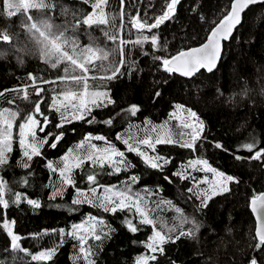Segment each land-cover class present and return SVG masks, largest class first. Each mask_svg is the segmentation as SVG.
<instances>
[{
	"label": "trees",
	"instance_id": "1",
	"mask_svg": "<svg viewBox=\"0 0 264 264\" xmlns=\"http://www.w3.org/2000/svg\"><path fill=\"white\" fill-rule=\"evenodd\" d=\"M230 1L181 0L175 16L159 29L138 30L131 26L133 18L154 23L170 0H105L101 11L107 23L92 25L83 24L92 9V0H45L48 8L32 9L22 15H13L9 8L23 7L28 0L16 5L5 0L4 7L0 0V35L11 37L9 41H0V109L9 107L17 111L16 127L26 122L29 115L42 121L41 116H47L49 123L45 126L43 122L45 131L40 136L48 134L45 140L50 142L61 131L65 133L56 149L46 144L41 149L42 156L30 161L24 156L17 133L11 139L12 151L6 153L7 163L0 165L3 181L0 194L10 204L4 220H11V231L18 235L19 247H11L10 237L0 220V264H87L78 241L66 237L61 242L59 230L69 231L73 224L88 220L90 215L106 222L96 234L102 237L107 234L101 242L86 237L85 248L95 253L94 264H136L137 257L152 255L146 244L154 228L175 242L163 245L164 254L157 253V260L149 264H250L253 258L264 264V248L255 249L259 241L254 235L249 208L250 198L264 190V163L251 160L247 150L236 151L252 142L253 137L258 147L264 148V3L250 6L244 12L234 34L223 42L222 56L211 73L200 69L191 78L168 74L154 59L156 56L168 58L179 50L200 44L209 29L228 11ZM28 16L33 20L28 21ZM44 19L59 26L80 48L104 49L109 53L104 64H110L113 69L120 67L124 73L103 83L99 78L110 72L89 73L98 78L97 82L89 80V83L105 88L114 101L106 109L93 110L96 122L91 125L86 118L62 129L56 127L59 113L51 108L53 96L62 90L77 88L60 82L59 78L65 75L64 63L52 68L51 63L40 58L26 24ZM114 34L118 38L116 42L110 40ZM152 35L158 38L157 48L150 43ZM143 36H148L149 41L134 45ZM121 40L127 43L120 44ZM113 49L118 50L113 52ZM121 59L125 61L123 65ZM30 74L37 77L35 85ZM36 86L43 89L39 96ZM156 92L162 93L159 98H155ZM38 103L39 113L35 111ZM133 104L139 108L134 117L126 113ZM188 109L203 121V136L208 141H198L195 151L179 146L180 142L189 140L192 130L183 127L177 112L187 116ZM108 119L113 120L111 125L104 123ZM153 122L158 124L159 136H170L175 141L171 145H156L155 152L146 145L141 146L148 155H159L170 161L163 170L144 165L134 153H127L126 159L136 167L120 173H114L107 163L93 164L86 159L81 168L73 169L76 184L69 187L58 184L57 173L47 168V163L59 157L71 140L89 132L100 134L119 151L127 152L117 136L134 126L140 129L143 124L148 126ZM217 142L231 150L232 155L211 146ZM234 155L242 159L236 160ZM198 158L207 159L212 167L239 181L231 182L228 193L213 197L206 206H201L200 200L188 191L189 188L197 191L199 179L206 175L199 168L187 166L190 160ZM25 163L28 168L24 167ZM176 171H182L188 179L174 176ZM88 175L95 176L91 184L87 181ZM133 175L141 179L130 183ZM92 186L97 189L96 195L109 186L127 191L133 200L138 194L142 197L138 201L141 210L154 220V225H139L140 218L134 209L113 214L85 204L73 211L70 205L76 190L88 192ZM60 188L63 195L52 198ZM18 196L37 200L41 207L34 208L26 199L13 204ZM129 219L139 226L138 232L128 230ZM169 229L175 231L169 232ZM181 231L195 234L176 240ZM44 248L49 251L56 248L51 260L33 261L34 252Z\"/></svg>",
	"mask_w": 264,
	"mask_h": 264
},
{
	"label": "snow or ice",
	"instance_id": "2",
	"mask_svg": "<svg viewBox=\"0 0 264 264\" xmlns=\"http://www.w3.org/2000/svg\"><path fill=\"white\" fill-rule=\"evenodd\" d=\"M87 2V0H85ZM123 2V0H122ZM105 3V0H97L96 3L92 4L94 10H99L100 15L96 16L90 14L83 19V24L92 25V24H106L107 19H105L102 13V5ZM181 3V0H170L166 4V8L163 11L162 15H159L155 18L154 23H148L146 20L141 22L138 18H133L131 21V26L134 29L138 30H153L159 29L165 22L170 21L176 14L178 5ZM259 3H264V0H233L231 4V10L220 20L219 24L212 29L211 33L207 36L206 42L199 47L189 48L187 50H181L178 54L171 56L170 58H162L159 56L154 57L157 60L164 72L168 74H176L191 78L197 73L200 69H207L211 73L217 66L219 59L222 56V41H228L234 29L242 22V14L250 7ZM5 6V0H3V7ZM49 7V4L45 3V0H28L23 7L17 5L15 10L9 8V11L13 15L24 14L25 11L29 12L32 9H46ZM28 21H32L31 16L27 17ZM80 22L77 21V24ZM26 28L29 33H31L34 40L35 46L38 49L40 58L47 63H51L52 68H57L58 65L64 63L66 66L64 68L65 75L60 77V82L65 84L67 87L71 85L73 88H81L82 91H72L65 90L62 91L59 95L53 96L51 108L56 112L60 113V123L56 125L57 129H62L65 125L73 123V121H85L91 125L96 122L95 117L92 116L94 109H106L108 106L112 105L114 101L111 99L110 94L107 90L105 91H91L93 84L89 83V80H92L94 83L98 81L96 76H89V73L96 71H103L105 73L110 72V75L99 78V82L103 83L104 81H112L118 76H123L124 73L121 71V68L118 67L113 69L109 65H105L104 62L109 59V53L104 49L99 47H84L80 48L78 42L75 39H70L67 37L64 31H60L59 26H55L50 23L48 19L40 20L37 22H31L26 24ZM10 36L4 34L0 35V41H9ZM117 35H112L111 39L113 42L117 41ZM157 36L152 35L150 38V43L153 48H157ZM149 41L148 36H143L137 38L133 43L134 45H141ZM120 44H126L127 41H119ZM118 49H113L115 52ZM2 55V53H0ZM121 56L123 52L121 51ZM125 63L124 59L120 60V64ZM35 85L37 77H29ZM43 83H50L49 81H44ZM43 91L42 87L36 86L35 92L36 95H40ZM55 91V89H53ZM161 92L155 93V98H159ZM178 108L183 106L177 105ZM35 111L39 113L40 104L36 105ZM139 108L137 105L133 104L126 110V113H130L131 116H135ZM7 112V110H5ZM188 116L192 118V123H185L183 127L185 129H191L190 140L183 141L179 143V146L184 149H189L195 151L197 149V142L201 141L203 143H208L206 138L203 136V121L199 120L197 113L190 109L187 110ZM66 113H71L66 115ZM15 112H7V118H4V112H0V165L7 163L6 153L11 152V129L13 127L12 121L15 119ZM25 123L19 124V143L24 148V156L27 160H32L34 157L42 156L41 149L45 147L46 144L50 146L51 149H56L59 142L63 139L65 133L61 131L59 134L55 135V142H50V140H41L37 137V131L44 132L45 127H37L39 121L35 119L33 115H29L25 118ZM44 125L46 126L49 123V118L47 116L43 117ZM105 124L111 125L113 123L112 119L104 121ZM74 131V130H73ZM121 137H117L120 139ZM26 139L31 142L26 143ZM86 140L93 139L92 136H86ZM97 141H104L105 137L97 135L94 137ZM128 145L127 152L119 151L115 146L109 145L103 149H98L95 144L92 147V154H89L87 159L93 164L103 165L105 163L111 165L114 173H120L123 170H130L136 167L135 164L131 163L126 159L127 153H134L136 156L141 158V162L144 165H147L153 170H163L166 166L170 164L168 159H165L159 155H148L145 151L140 150L138 145H132L128 140L123 141ZM175 141L170 137L160 138L158 137L155 140V143L151 139H143L139 141V144L146 145L153 152L156 150V145L167 144L171 145ZM217 150L227 151L228 154L232 155L231 150L225 149L222 143H214L211 145ZM79 147V145H78ZM247 150L251 155L250 159L253 161H259L264 163V148H259L256 139L253 137L252 142L246 143L236 151L240 152ZM72 158V152L69 151L63 159V167L59 170V176L61 177L62 186H75L76 181L72 175L73 169H79L82 167L83 160L79 157L74 158L75 163L70 162ZM118 158V159H114ZM234 159L240 160L242 157L240 155H234ZM28 164L25 163L24 167L28 168ZM189 168H199L200 171L205 174L211 173L213 177H218L211 182L205 178L199 183L209 184L208 189H202L201 191H194L193 188H189L188 191L193 193L195 197L200 200L201 206H206L208 201L217 195L228 193L230 191L229 184L231 182L238 183V180L232 175H226L223 171H218L217 168L212 167L209 164L207 159H193L188 162L187 165ZM47 168L55 172L53 163L49 161L47 163ZM174 176L178 177L181 180L188 179L186 174H182V171H176L173 173ZM141 177L136 175L131 176L130 183L138 182ZM166 180H170L169 177H165ZM95 180L94 175H88L87 181L91 184ZM3 184V181L0 180V185ZM96 187H90L88 192L81 191L80 189L76 190V196L72 199L70 207L73 211L78 210V206L82 205H91L94 208L102 209L104 213H117L124 210L131 212L134 209L136 215L139 216V225H154V220L150 219L144 211L141 210L139 200L142 199L137 194L136 200H133V197L127 191H115L112 188H106L104 191L106 193H111L110 195L97 196ZM63 195L62 188L54 191L53 197H59ZM21 199H26L29 205H32L34 208L41 207L39 201L18 196L16 201L12 203H18ZM10 206L9 202L4 199L3 195L0 194V220H3V228L7 229L9 227V222L4 220V213L6 209ZM251 211L255 214L257 220L256 227V237L258 238V243L255 245L257 251L264 248V192L253 195L250 198ZM177 211H179L177 209ZM106 222L103 219H96L89 216L88 220L82 223H75L71 226V230L65 231L64 229L59 230V235L61 237V242L66 237H71L78 241L80 252L84 254V258L87 261V264H94L92 257L95 253L91 249H86V237L91 236L98 242H101L104 237L107 236L106 233L102 235L96 234L101 226L105 225ZM128 230L132 233H136L140 230L139 226L133 223L132 220L126 221ZM175 229H169V232H173ZM193 231L183 232L181 231L176 240H179L182 236L185 235H194ZM7 235L11 238V247L16 249L19 247L18 240L19 237L14 232L9 231ZM175 242L171 237H166L160 231L153 230L152 236L149 237L146 244L147 249L152 252L150 256H140L137 258L136 264H149L150 261L157 260V253L164 254L163 245ZM56 248H53L50 251L41 252L37 255H32L31 259L33 261H46L51 260L52 256L55 254ZM250 264H257V260L253 258L250 261Z\"/></svg>",
	"mask_w": 264,
	"mask_h": 264
},
{
	"label": "rangeland",
	"instance_id": "3",
	"mask_svg": "<svg viewBox=\"0 0 264 264\" xmlns=\"http://www.w3.org/2000/svg\"><path fill=\"white\" fill-rule=\"evenodd\" d=\"M9 1H10V3H13L15 5H16V3H19V1L22 4L25 3V0H9ZM96 2H97V0H92L91 6H92L93 3H96ZM90 14H94V15L98 16V15H100V11L99 10H94L92 8L91 11L88 13V15H90ZM67 90L82 91L83 89L81 87L79 89H67ZM90 90L91 91H105L106 89L103 88V87H100V86H96V87L93 86ZM62 91H65V90H62ZM61 92L56 93L54 96L59 95ZM5 110H7V112H15L16 115H17V111L16 110H14L12 108H9V107H5V108L0 109V112H4V118H7V112H5ZM70 114L71 113H66V115H70ZM177 115H178V118H179L180 122L183 125L185 123H192L193 122L192 118H190L188 116V113H186L187 116H183V115L180 114V112H177ZM34 117H35V119H37L39 121V125L37 127H42L44 121L40 120L37 116H34ZM43 117L44 116H41V118H43ZM182 118H184V120ZM14 120L12 121L13 127L11 129V139L13 138V135L15 133H17V135L19 137V127L14 126ZM58 123H60V113H59V120L57 121L56 125ZM156 126H158V124L156 122L149 123L148 126L143 124L140 127V129H136L135 126H134L133 127L134 129L133 128L132 129H127L123 133H120L118 136L121 137L120 140H122V145L125 146L126 148H128V145H126L123 142L124 140H128L132 145H138L139 149L141 150V146L143 144H139V141H141L143 139H152L153 141H155L158 137L163 138L162 136H159V131L157 130L158 128ZM189 130H191V129H189ZM47 135L48 134H45L44 136H40V132L37 131V137L39 139H41V140H45ZM97 135H100V134L89 132V133H85L84 135H82L79 139L71 140L66 145L65 151L59 157H57L56 159L51 161L53 163L54 168L56 169L55 172L58 175V177L55 179L56 182H57V180H59L58 184H61V177L59 176V170H60V168L63 167V159L62 158L65 155H67L69 153V151L72 152V158H71L70 162L75 163V159L74 158L79 157L82 160H86L88 155L92 154V147L91 146L93 144H95L98 149H103V148L108 147L109 145H111L107 140H104V141L95 140L94 137L97 136ZM86 136H92L93 139L86 140L85 139ZM52 138H53V141L55 142V139H54L55 136H53ZM19 139H20V137H19ZM189 140H190V135H189ZM29 142H31V141L26 139V143H29ZM78 145H79V147H78ZM114 159H118V158H114ZM205 178H207V180H209L210 182L212 180H214V179H218V177H213V175L211 173H207L205 176H203L201 179H199V182L204 180ZM106 188H112V187L109 186V187H106ZM208 188H209V184L200 183L198 185L197 192L201 191L202 189H208ZM112 189H114L115 191H122L123 190V189H120V188H117V187H114ZM110 194L111 193H106L104 191V189H103V190L99 191L97 196L110 195ZM90 216L97 219V217H95L93 215H90ZM87 218H89V216ZM5 220H7L9 222V227L6 229L7 232H9V231H11V220H9V219H5ZM10 241H11V238H10ZM18 244H19V240H18ZM45 251H49V248L40 249V250L34 252L33 255H37V254H39L41 252H45ZM142 256H148V255H142ZM137 258H136L135 262L137 261Z\"/></svg>",
	"mask_w": 264,
	"mask_h": 264
},
{
	"label": "water",
	"instance_id": "4",
	"mask_svg": "<svg viewBox=\"0 0 264 264\" xmlns=\"http://www.w3.org/2000/svg\"><path fill=\"white\" fill-rule=\"evenodd\" d=\"M232 2H233V0L230 1L228 11H227V12H226L221 18H219L218 21H216V23H215V24L209 29L208 34L206 35L205 39H204L200 44H197V45H194V46H190V47L185 48V49H182V50H187V49H189V48L199 47V46H201L203 43H205V42H206V39H207V36L211 33L212 29L215 28V27L219 24L220 20L223 19V17H224L225 15H227V13L231 10V4H232ZM243 14H244V13H243ZM243 14H242V17H243ZM237 27H238V26H237ZM237 27H236V28H237ZM236 28H235V29H236ZM235 29H234V31H235ZM233 34H234V32H233ZM233 34H232V35H233ZM223 42H224V41H222V47H223ZM179 51H181V50H179ZM179 51H178V52H179ZM178 52L174 53L173 55L178 54ZM173 55H171V56H173ZM171 56H170V57H171ZM170 57H168V58H170ZM218 62H219V61H218ZM217 64H218V63H217ZM205 70H207V69H205ZM177 74H179V73H177ZM179 75H180V74H179ZM181 76H182V75H181ZM261 192H264V190L261 191ZM261 192H260V193H261ZM249 208H250V211H251L250 200H249ZM251 213H252L253 220H254V235L256 236L257 220H256V216H255V214H254L252 211H251ZM257 264H259V263H257Z\"/></svg>",
	"mask_w": 264,
	"mask_h": 264
},
{
	"label": "bare ground",
	"instance_id": "5",
	"mask_svg": "<svg viewBox=\"0 0 264 264\" xmlns=\"http://www.w3.org/2000/svg\"><path fill=\"white\" fill-rule=\"evenodd\" d=\"M239 26V25H238ZM256 237V236H255Z\"/></svg>",
	"mask_w": 264,
	"mask_h": 264
}]
</instances>
